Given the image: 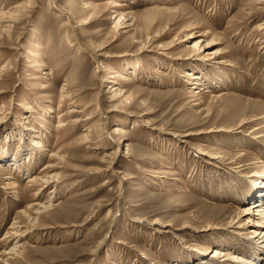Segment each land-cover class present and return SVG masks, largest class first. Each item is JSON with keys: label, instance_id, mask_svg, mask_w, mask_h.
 I'll return each instance as SVG.
<instances>
[{"label": "rangeland", "instance_id": "rangeland-1", "mask_svg": "<svg viewBox=\"0 0 264 264\" xmlns=\"http://www.w3.org/2000/svg\"><path fill=\"white\" fill-rule=\"evenodd\" d=\"M263 115L264 0H0V264H264Z\"/></svg>", "mask_w": 264, "mask_h": 264}, {"label": "bare ground", "instance_id": "bare-ground-1", "mask_svg": "<svg viewBox=\"0 0 264 264\" xmlns=\"http://www.w3.org/2000/svg\"><path fill=\"white\" fill-rule=\"evenodd\" d=\"M116 6H119V5H117V4H114V2H112V6L111 7H116ZM86 7L87 8H89V5H86ZM85 7V8H86ZM86 8V9H87ZM112 8V9H113ZM60 10H62V11H64L63 10V8H60ZM65 14H66V12H65ZM129 15H131V13L130 14H127L126 16H121V17H119L114 23H115V26L118 28V27H121V25H123L122 23V21L126 18V17H128ZM131 18V17H130ZM133 18V17H132ZM67 20L69 21V20H71V16H68L67 15ZM127 20V19H126ZM128 21V20H127ZM114 27V26H113ZM261 29V28H260ZM207 34V33H206ZM205 36V35H204ZM189 38V37H188ZM215 43L214 42H212V43H209V45L208 46H211V45H214ZM207 46V47H208ZM218 55L220 54V53H217ZM187 76L188 77H190L191 76V74L190 73H188L187 74ZM194 77V76H193ZM195 79V78H194ZM114 91V90H113ZM264 120V115L261 117V118H259V119H255L254 121H257V120ZM253 121V120H252ZM244 125H246V122H243V123H241L240 125H238V128L239 127H243ZM256 130V129H255ZM117 130H115L114 129V131L113 132H116ZM263 137H264V135H263ZM254 139H258V137H254ZM38 147H42V145H38ZM119 151V146H118V148H117V150H116V153ZM199 154V153H198ZM200 155L201 156H206V157H208V158H210L211 160H213V161H215V162H218V160L221 158L219 155H215V156H213V155H207L206 153H203V152H201L200 153ZM19 161V160H18ZM17 162V161H16ZM20 163V162H19ZM14 165L15 166H17V163H14ZM45 170V169H44ZM44 170H42V172L44 171ZM6 179H11V177H8V178H5V180ZM28 183H30L31 185L30 186H33V184H37L36 183V181L34 180H29L28 181ZM48 183H50V181L48 180V179H45L43 182H42V184L43 185H47ZM253 184H254V188H255V190H256V195H258L259 197H257L258 198V200L257 201H255V202H252V203H250V204H248L245 208H244V210L242 211V213H240L241 214V217H243V218H245L246 219V223H247V225H250L251 223H253L254 224V230L252 231V233H254V234H256L255 236L256 237H260V240L261 241H259L258 242V245H261L260 247H259V252H262L263 253V251H261V250H264V194H262L263 192H264V175H262V176H260L259 177V179L257 178V180H254V182H253ZM6 188L7 189H15L16 188V185H15V183L13 182V183H10V182H8V183H6ZM5 188V189H6ZM43 190H39V191H37V193H35V195H37L38 193H41ZM251 197V196H250ZM49 203V202H48ZM34 205H36L37 206V209H39V208H41L42 206H39V203L38 204H34ZM49 207V205H47V207H46V209ZM36 213H37V210H36ZM28 218H30V215H28L27 216ZM16 224L17 223H13V225L11 226V231H10V237H12L13 238V240L14 239H16V238H18V237H20L21 236V233L17 230L18 228H16L17 226H16ZM159 224V222H157V221H154V222H152L151 223V225H152V228H153V226H155V225H158ZM160 225V224H159ZM241 226H239L240 228L241 227H243V226H245L244 224H240ZM156 228H158V227H156ZM238 228V227H237ZM14 230V231H13ZM20 230V229H19ZM157 230V229H156ZM159 230H160V228H159ZM23 232V231H22ZM260 232V233H259ZM15 237V238H14ZM11 251H14V253L16 254V252L18 251L17 249H16V246H13V248L11 249ZM11 252L10 251H8L7 252V254H10ZM13 253V254H14ZM5 254V253H4ZM223 257H226L227 259V261H230L231 263H233V264H257V262L256 261H252V260H249V261H247V260H245V259H242L240 256H238V255H233V254H230L229 252H225L224 254L223 253H220L218 250H214V251H212L211 252V256H210V258L212 259V260H221V258H223ZM256 260H257V258H256Z\"/></svg>", "mask_w": 264, "mask_h": 264}]
</instances>
